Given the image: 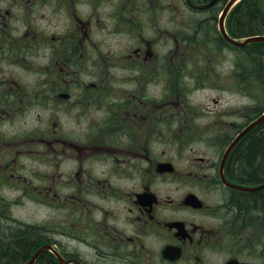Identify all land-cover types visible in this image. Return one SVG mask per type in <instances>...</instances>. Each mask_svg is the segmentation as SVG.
<instances>
[{
    "label": "flooded vegetation",
    "instance_id": "1",
    "mask_svg": "<svg viewBox=\"0 0 264 264\" xmlns=\"http://www.w3.org/2000/svg\"><path fill=\"white\" fill-rule=\"evenodd\" d=\"M178 8L174 0H0V233L24 231L30 255L50 243L68 264H87L49 225L64 219L84 224L77 229L92 234L94 255L123 264H264L246 259L264 241V188L233 185L264 181H238L229 157L222 168L224 131L212 155L183 156L193 138L176 132L175 70L189 54L176 57L186 41L175 16L157 20ZM106 29L124 36V52L104 53L108 40L97 34ZM165 37L174 48L160 52ZM67 117L86 119L87 133L64 130ZM19 196L47 210L44 223L12 215ZM40 257L35 264H63L49 250Z\"/></svg>",
    "mask_w": 264,
    "mask_h": 264
},
{
    "label": "rangeland",
    "instance_id": "2",
    "mask_svg": "<svg viewBox=\"0 0 264 264\" xmlns=\"http://www.w3.org/2000/svg\"><path fill=\"white\" fill-rule=\"evenodd\" d=\"M174 1L179 6L177 11L173 13H169L168 11L161 12L157 20H160L161 25H164L169 20V17L175 16L177 26L175 32L179 39L186 41V44L180 46L176 57L179 58L183 52L189 54H186L189 56L188 63L183 67H177L175 70L176 85L179 94L177 99L178 104L176 105V132L178 137L182 134H190L193 138L190 144L192 151L184 152L183 156L188 154L194 155L196 152L200 155L209 156L212 155L214 150L211 141H215L217 134L224 131L228 136H233L239 128L259 115L257 112L258 99L255 96L244 93V91L261 96L263 89L258 88V85L262 81L263 76H261V80L257 76H254V64L246 52L223 41L218 29V20L221 9L227 0L220 1L218 8H216V12L218 13L215 14L217 15L215 20H213L215 15L214 13L212 14V11L209 13L195 11L187 6L185 0ZM56 9L59 10V8ZM209 14L211 17L208 18ZM49 16L54 22L59 23L56 12L49 11ZM210 18L211 20H209ZM206 20L207 23H205ZM201 21L204 25H202ZM149 32L150 30L148 29L144 31L145 35ZM97 37L101 41L104 40L103 38L108 40L104 41L101 45L104 53L109 50L115 53H122L130 45L124 44L126 42L124 36L113 33V30L109 31L106 29L98 33ZM172 43L171 39L166 37L162 38L158 44L159 51L167 52L168 49H173L174 45ZM240 65L244 67L241 68ZM195 67L199 69L197 73H202L201 76L196 74V71L193 72V68ZM208 67L210 68L207 74H203L207 71L205 68ZM243 70L245 73L244 77H242ZM91 72L92 69L90 71L87 70V72L84 71L81 75L82 80H91ZM54 112V110H51L50 115L53 116ZM216 115L219 117H216ZM52 119L50 118L49 122ZM88 126L89 123L86 119L78 122L75 118L67 117L63 120L64 130L77 132L78 134L87 133ZM226 141L227 138L224 142ZM87 198L92 200L90 192L87 194ZM89 206L92 215V205ZM88 210L86 209V211ZM46 211L42 206L29 201L24 196H19L18 201L11 205L12 215L20 221L44 223L42 219L45 217ZM57 213L62 218H65V213ZM63 220H52L49 225L58 226L62 232V234H59L61 235L59 238L66 245H69V248L75 249L76 254L81 257L83 263L86 262L89 264L93 260L94 264H123L114 258L113 260H108V258L105 259L103 256L97 257L96 254L94 255L92 253V234L89 232H81L84 224L81 222L77 223V228H81L79 230L71 224H65ZM0 239L4 240L1 242L6 244L5 241H8L9 238H6V236L0 233ZM1 246L5 247L4 245ZM253 249V254H246L244 252L246 259L264 262V241L262 240L261 245L257 242ZM24 261L25 258L20 262L23 263Z\"/></svg>",
    "mask_w": 264,
    "mask_h": 264
},
{
    "label": "trees",
    "instance_id": "3",
    "mask_svg": "<svg viewBox=\"0 0 264 264\" xmlns=\"http://www.w3.org/2000/svg\"><path fill=\"white\" fill-rule=\"evenodd\" d=\"M216 8L218 7L211 9L214 15L218 13L216 12ZM216 18L217 15L214 16L213 20ZM226 25L229 33L236 38L264 34V0H240L229 13ZM223 41L229 44L226 40L223 39ZM239 50L246 52L251 58V62L254 64V76H257L260 80L262 78L261 76H263L262 81L258 85V88L263 89L261 96H256L255 93L243 90L244 93L255 96L258 99L257 112L260 114L264 111V42H252L245 47L239 48ZM240 67L243 68L244 66L240 65ZM244 76L245 73L243 70L242 77ZM260 104L262 106L259 107ZM229 163L231 173L238 181L246 183H259L264 181V123L249 131L239 141L230 156ZM17 228L24 229V227ZM34 229L36 230L34 237H36L40 233V228L34 227ZM6 238H9L10 242L6 244L0 242L1 245L5 246L2 247L0 245V264H20V261L24 258L26 261L30 257L25 242L24 231L6 236ZM20 239L22 240L20 241ZM14 242L15 246L13 244ZM39 260H41V257H39Z\"/></svg>",
    "mask_w": 264,
    "mask_h": 264
},
{
    "label": "water",
    "instance_id": "4",
    "mask_svg": "<svg viewBox=\"0 0 264 264\" xmlns=\"http://www.w3.org/2000/svg\"><path fill=\"white\" fill-rule=\"evenodd\" d=\"M219 0H210L209 2L205 3V4H201V5H195L197 8L200 9H204L210 6L215 5ZM239 0H228L227 3L224 5L221 14L219 16V29L222 33V35L224 36V38L230 42L233 45L236 46H245L248 43L254 42V41H264V35H254V36H249L243 40L241 39H237L232 37L227 29H226V25H225V21H226V17L228 15V13L230 12V10L232 9V7L238 2ZM264 122V112L258 116L257 118H255L254 120H252L245 128H243L238 134L237 136L232 140V142L229 144V146L227 147L224 156H223V165L228 157V155L230 154V152L232 151V149L235 147V145L238 143V141L250 130H252L253 128H255L256 126L260 125L261 123ZM264 187V184L254 187V188H245V189H259ZM44 249H52L53 251L56 252V254L59 256V258L63 261L61 255L58 253V251L56 249H54L51 245H44L42 247H40L35 253L34 255L30 258V260L25 263V264H32L36 257L38 256V254L44 250ZM64 262V261H63ZM226 264H253V263H249V262H238L236 260H230L228 263Z\"/></svg>",
    "mask_w": 264,
    "mask_h": 264
},
{
    "label": "bare ground",
    "instance_id": "5",
    "mask_svg": "<svg viewBox=\"0 0 264 264\" xmlns=\"http://www.w3.org/2000/svg\"><path fill=\"white\" fill-rule=\"evenodd\" d=\"M40 236H42V235L40 234Z\"/></svg>",
    "mask_w": 264,
    "mask_h": 264
}]
</instances>
